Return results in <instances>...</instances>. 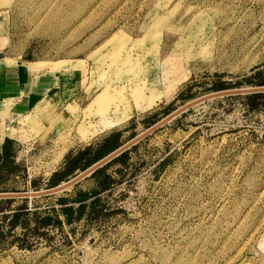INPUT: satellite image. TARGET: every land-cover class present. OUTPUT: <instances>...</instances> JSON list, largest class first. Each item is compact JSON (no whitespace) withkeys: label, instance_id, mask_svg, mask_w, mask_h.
Instances as JSON below:
<instances>
[{"label":"rangeland","instance_id":"obj_1","mask_svg":"<svg viewBox=\"0 0 264 264\" xmlns=\"http://www.w3.org/2000/svg\"><path fill=\"white\" fill-rule=\"evenodd\" d=\"M0 35L1 55L35 61L30 72L79 80L68 104L10 128L20 141L0 173L6 192L47 189L70 151L114 131L126 143L215 82L264 79V0H0ZM246 95L208 99L143 138L122 175L108 170L121 181L100 213L41 228L26 249L11 243L19 225L0 264H264V99L250 108ZM94 179L29 198V210L59 208Z\"/></svg>","mask_w":264,"mask_h":264},{"label":"trees","instance_id":"obj_2","mask_svg":"<svg viewBox=\"0 0 264 264\" xmlns=\"http://www.w3.org/2000/svg\"><path fill=\"white\" fill-rule=\"evenodd\" d=\"M252 77L253 76H247L243 81L259 86L264 85V79L256 82ZM239 86L240 83L233 84L227 81H218L215 82L210 89L213 91H220ZM181 95L182 94H180V96ZM246 97L249 100L250 108H257L259 107V100L264 99V92L250 93L247 94ZM184 115H186V113L182 114V116ZM121 137L122 131H114L95 145H88L77 152L70 151L65 156L63 166L55 171L48 179L47 188L56 187L70 180L77 175L76 171L79 170L82 172L86 170L88 167L116 150L122 145ZM136 146L137 145L132 148ZM129 151L130 149L114 158L103 167L97 169L91 175L97 182L96 188L90 191L77 189L73 197L61 196L58 199L59 208L51 207L46 211H31L28 207L29 198H23L20 199L22 203L12 209V204L19 199H0V219L2 221L0 223V244L7 240L9 235L14 234V230L20 225L23 228V236L16 237L11 243H17L21 249L31 248L30 244H28L29 236H34L41 228L49 227L55 223L62 224L63 222H67L68 224H72L74 221H81L85 217H92L100 213L99 207L102 206L103 202L102 195L121 181V179L117 180L113 177L108 170L114 164L119 163L121 166L115 169V173L117 175H122L125 168L129 165ZM165 161L166 160L162 161L160 164H164ZM14 163L15 158L13 154L0 157V173H9L10 168L8 166L14 165ZM32 184L33 187L37 188L36 180H33ZM75 187H77V185ZM0 192L6 191L0 190ZM8 211L13 212L7 213ZM61 216L64 217V220L61 219ZM32 220L35 221L34 227H31ZM4 226H8V230H4Z\"/></svg>","mask_w":264,"mask_h":264},{"label":"crops","instance_id":"obj_3","mask_svg":"<svg viewBox=\"0 0 264 264\" xmlns=\"http://www.w3.org/2000/svg\"><path fill=\"white\" fill-rule=\"evenodd\" d=\"M5 41V37L0 35V128L5 129V131H0V157L13 154L15 158V154L18 151V141L20 140L18 137H15L19 135L18 132L16 130L9 132L10 128L14 127L15 122L22 116L27 115L29 112L41 106L52 107L59 103L63 106L68 104L69 100L78 93L75 90L78 87L77 81L79 82V80H74L73 76L75 75L72 74L69 76L64 71L52 72L49 67H44L37 72H30L28 63L35 61L1 55L6 50ZM79 77L77 76V78ZM72 81L76 82V87L68 89L67 86ZM67 89L70 91L69 94ZM72 91L75 93L71 94ZM121 142L122 145L125 144L122 140ZM64 161L65 157L61 166H63ZM76 173L78 175L81 172L78 170ZM91 175L86 178H91ZM96 187L97 182L94 179L92 186L87 190L83 188V190L90 191Z\"/></svg>","mask_w":264,"mask_h":264},{"label":"water","instance_id":"obj_4","mask_svg":"<svg viewBox=\"0 0 264 264\" xmlns=\"http://www.w3.org/2000/svg\"><path fill=\"white\" fill-rule=\"evenodd\" d=\"M256 92H264V86H254V87H246V88H233V89H225L220 90L216 92H212L210 94L204 95L202 97L196 98L194 100H191L184 104L183 106L179 107L178 109L174 110L170 114H168L163 119L159 120L152 126H150L148 129H146L144 132L140 133L139 135L135 136L122 146H120L118 149L113 151L112 153L108 154L106 157L102 158L98 162L94 163L92 166L87 168L86 170L82 171L75 177L71 178L70 180L61 183L60 185L52 188H47L44 190H38V191H26V192H0V199L5 198H33V197H42L47 195H52L58 192L65 191L76 184H78L82 179L90 176L92 173H94L97 169L103 167L110 161H112L114 158L137 144L139 141H141L143 138L157 130L158 128L162 127L166 123H169L170 121L176 119L183 113L187 112L189 109L194 107L195 105L204 102L208 99L216 98L219 96H225V95H232V94H249V93H256Z\"/></svg>","mask_w":264,"mask_h":264},{"label":"bare ground","instance_id":"obj_5","mask_svg":"<svg viewBox=\"0 0 264 264\" xmlns=\"http://www.w3.org/2000/svg\"><path fill=\"white\" fill-rule=\"evenodd\" d=\"M63 138H64V136H63ZM63 138H62V139H63ZM65 139H66V138H65ZM63 141L65 142V140H63Z\"/></svg>","mask_w":264,"mask_h":264}]
</instances>
